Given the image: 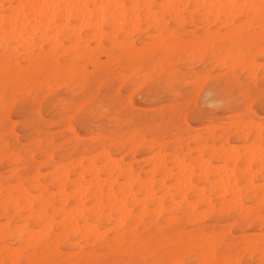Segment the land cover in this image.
Here are the masks:
<instances>
[{
    "label": "rangeland",
    "instance_id": "1",
    "mask_svg": "<svg viewBox=\"0 0 264 264\" xmlns=\"http://www.w3.org/2000/svg\"><path fill=\"white\" fill-rule=\"evenodd\" d=\"M47 1L51 2V0H47ZM70 1L72 3V0ZM74 1L76 0H73V2ZM87 1H90V0H87ZM112 1L113 3L117 2V1L114 2V0ZM119 1L120 0H118V3ZM137 1L136 3H134L135 1L133 0H122L123 4L122 2L119 3V5L121 4L120 5L121 7L117 5L119 6V8H121L119 9L117 7L118 10L116 9L118 11V15L121 14L123 11L124 12L127 11L126 13H122V17L123 15H125L124 21L126 22V24H124L122 27V30L118 32L110 28L105 29L107 28V26L103 27V35H102L103 38L99 37L102 41H100L98 36H95V32L93 30L82 29V34L83 35L85 34L84 39L85 40L89 39V42L86 40L87 41L86 46L90 48L88 51L91 50L89 54L83 53L84 51L83 45L78 46V52L80 51L79 54L76 53V50L71 49V47L75 45L74 44L75 40L73 36H69V33H70L69 31L57 34L55 40L57 39L59 42H61L63 47H59L54 50L52 49L53 45L51 46L52 43L50 42L44 43V41L40 43L41 41L40 39L42 38V35L44 34L42 33V30H40L41 32L40 31L39 32L42 34L38 32L35 36L32 37V41L33 42L35 41L34 42L35 44L38 43L37 45L39 46L41 45L43 47L44 55L42 56L40 61H38L36 64H33L32 62L24 58L26 47H24L23 44L18 45V42H16L18 40L16 37L17 36L16 34L15 36H10L9 42L7 43H5L4 41V35L1 36L3 38V41L1 42V46H0V191L3 192L2 197H6L10 194L12 196L14 195L13 203H16V205L19 206V210H16L14 206L12 208L11 207L12 203H10V205L6 204L2 206L3 201L1 200L2 198H0V218H1L0 226L3 225V226H7L8 228V230L6 231L7 237L9 238V243L13 245V247H9L7 249L11 250L17 247L16 250L19 249L18 252L20 251L21 253V251L27 250L28 255L21 256V254L19 253L20 255L17 254L18 256H16V252H15L16 250H13L14 252L12 251L11 252L12 254H8V252L2 253L0 255V261L3 259L2 261L10 262L11 260H13L11 259L13 257L14 258L13 261H15L16 259L17 262L22 258L23 259L31 258V259H36L38 261L60 260V261L65 262V264H98V262H101V261L115 262V261H122L125 259H134V258H139L142 255V253L138 252L135 257L132 255V249L130 245L132 244L133 241H140V243L137 244V247L141 249L143 248V245L145 243H151L153 240V237H155L157 240L162 241L163 243L166 244L170 238L178 237L182 231H187L189 233L192 231H196L198 229V225H201L203 227L202 231H206L212 234V229L214 228L216 229L215 234L219 233V234H216L217 236L215 237V240L212 241L214 242V244L211 242V247L213 248L214 246L215 248V255L214 257H210V258L222 261L224 258L232 255L231 250L236 246L237 243L244 244V241H248L249 237H251V241L253 240L254 242H256V243H253L252 241L250 246L254 248V244H256L255 246H257V249H260L259 247L260 238H258L259 233H260V228H261L260 224L254 225L250 230L246 228L243 221L238 219V215L236 211L234 210V207H236V205L232 207L233 209L232 208L227 209L228 206H229L228 208H230V205L228 206L226 205L224 206L226 207L225 209L222 206L220 199H219L220 194L222 195L224 191H222V187L220 191L218 188L220 185L222 186V184L225 181H222V184L217 182L219 181L220 172L224 178L228 176L227 174L228 172L229 178L227 179L229 180L224 179V178L223 179L229 181L230 185L231 183L237 180L238 186L236 182L234 184L235 186L238 187V189L239 188L243 189V195H242L243 204L249 208H253V209L255 208L254 213H259L260 204H258L257 201H259L260 198L262 200L264 196L263 191L262 189L257 190L258 195H261L262 193L263 196L262 195H261L262 197L259 196L257 201L252 200L250 197L253 196V192H252V189L248 190L249 188V185L247 183L248 177H246L248 176L249 172L251 173L254 171L256 172L254 173L255 175L251 173L252 177L250 176V178L253 179V182L255 185L257 183L261 184L262 180H264V177L261 176V170H262L261 166L262 165L261 163H259L261 161L255 160L254 163L252 162L254 159L257 158V155H256V158L254 156H250V157H254L253 160L248 157V155L250 154L248 152V149L249 151H251L253 147L255 150L257 147L258 149L259 147L260 149H262L260 140L254 137V135L257 136L255 132H257L256 129L258 128L256 127V124L252 125L251 123H247V124L243 123L240 119V113L236 111H229L224 106H221L223 105L221 101L222 97L218 98V96H220V93L222 92L221 87L223 88L226 86L227 77L232 73H238L239 74L238 78H242L245 81H247L249 80V72H247L246 69H249L251 70L252 75L254 77L251 80L253 87L260 86V82L262 78L258 75V73L260 71V60H261L262 55H264V49L260 47L261 24L259 21V15H257L256 12L253 14L255 15L254 17L256 19L255 23H248V22L242 23L239 21V15H240L239 13L241 12L240 9H239L240 11L239 13L237 9L236 10L233 9L234 11H232L231 9L229 10L230 11L229 13L228 9H225L222 7L219 9V11H217L218 9L216 8L217 6L216 5L214 7L215 11L213 12L214 10L213 8V10L210 11V12H213L211 13L212 15L210 14V16L206 17L208 19H206L204 18V16H205V13H208L207 12L208 7L205 8L203 6L201 7L196 6L194 3V0H190L188 3L185 0H182V2L180 1L179 4L176 3V2H179L178 0H175V1L170 0L171 2L174 1L171 3L172 5L170 4L169 0H167L168 3L167 1L165 2V0H161V1L160 0H150L151 2L149 3V5L151 6L152 13H154L155 15L153 14L152 18H150V20L152 19V22L151 21L148 22L146 21V17L148 15L146 16L147 13L145 12L147 11L146 7H147L149 0H147L148 2L146 0H140V3H139V0ZM223 1L222 3L224 4L228 2L229 0L228 1L226 0V2L225 1L223 2ZM236 1H237V5L239 4V2L240 4H245V2L247 4V0L244 1L243 3H241L242 0H239V1L236 0ZM162 2H165L163 3V5L164 4L167 5L168 8H170V5L172 6L170 8L171 12H169V9L167 7L163 5L160 6ZM248 2L251 4L252 1H248ZM113 3H111L112 7H114ZM132 3L133 4L138 3V4L135 5L136 6L135 7ZM222 3L221 5H223ZM254 3H258V0L255 1ZM123 5L126 6V7L124 6V9H123ZM175 6H176V9L174 8ZM177 6H178V9H177ZM183 6L185 7L186 10L184 9ZM82 7L84 8L85 6L81 4V6L78 7L80 8V11ZM88 7L87 8L88 10H91V13L89 11V14H88V10L85 11L84 13L85 14L87 13L89 16L94 15V17H97L101 15L110 14L108 7L104 8L103 10L98 9V11L95 10L94 5L92 4H90ZM130 7H132V9L136 8V10L134 9L136 12H133L130 9ZM143 7L144 9L145 8L146 9L144 10ZM138 8L139 9L142 8V10H138ZM172 8H174L173 11H172ZM181 8H183V11L181 10L182 12L179 11V9ZM195 8H196V11H195ZM84 9H86V7ZM114 10H113V13H114ZM155 10H157L158 12ZM162 10L164 13L162 12ZM176 10H178L177 12H180L183 14L182 20L180 18L179 19L176 18L175 16ZM189 10H191V12ZM224 10H226V12L229 14L227 15L225 12L222 13V11ZM95 11H97L96 14H94ZM99 12H100V15L97 14ZM215 12H217L216 13L217 15L220 14L218 18L215 15L213 16ZM219 12H221L222 14ZM252 12L254 11L252 10ZM129 15L131 18L128 17ZM132 15L134 16L132 17ZM136 15L139 16L138 19L136 18ZM230 15H234V16H230ZM228 16L230 17L228 18ZM134 17L137 19V21L135 20ZM154 17L156 20L159 21L157 22L158 24L155 23L156 20L153 21ZM214 17H216L214 19L216 22H214V24L212 23L211 25H209L211 35H206L205 30L208 24L214 21L213 20ZM147 19L149 20V18ZM138 20L140 23H137ZM178 20H180L181 22ZM210 20H213V21H210ZM134 21H136L135 23L137 24H135ZM231 21L233 22L230 23ZM132 22H133V26H131ZM150 22L153 23V26L149 24ZM238 23L239 24L241 23V24L238 25ZM129 24H130V27H129ZM134 24L135 26L138 25V27H136L137 28L136 30L139 32H135V33L133 32V29L135 27ZM73 25H75V27ZM237 25L239 27L238 29H237ZM72 26L74 28L79 27L81 29L82 24L76 20L74 21L72 20ZM131 27L133 29H131ZM147 27L148 29H146ZM223 27L224 29L222 30ZM124 29H127V30H124ZM27 30L31 31L27 27H24L21 30L18 29V32L16 33H18V35L22 34V37L25 38L24 36H28L29 34ZM230 30L233 33H231ZM25 32H28V33H25ZM131 33H134V34L131 35ZM91 34H93V37L91 36ZM52 35L54 36L56 35V33L49 34V36H52ZM110 35L112 36L116 35V36L114 38V37H111ZM67 36L69 37L67 38ZM29 37H30V34H29ZM29 37L27 39H29ZM92 38H94L95 40ZM116 38H117V41H116ZM97 39H99V41ZM119 40L121 42H119ZM112 41H114V43H112ZM153 41L154 42L159 41L158 43L157 42L156 43L159 44L160 48ZM119 43L120 44L123 43V44H121L120 46H117L119 45ZM152 43H154V45ZM4 44L5 46L6 45L9 46L8 50L5 49V46L3 47ZM64 45L65 46L67 45L68 47L67 46L65 47ZM122 45L123 46L126 45L128 47L126 48L124 46L125 48L124 49ZM151 45L153 47L154 46L157 47L158 49L154 47L155 48L154 50V48L151 47ZM165 45H166V48L164 47ZM171 45L172 46L174 45V46L170 47ZM175 46H178V47L175 48ZM91 47H93L94 49ZM133 47L136 49H134ZM50 48H51V51H50ZM64 48H66V50H64ZM150 48L153 50H151ZM168 48L170 49V51ZM127 49L128 51L133 50V52L136 50L135 55L133 53L134 57L130 56L132 52L126 53ZM53 50L54 52H52ZM142 50L146 54L143 53ZM6 51L8 54L7 59L9 61H11L13 64H17L16 62H18L19 67L16 69V71L19 70L20 73H23L24 76L26 77H32L34 81L38 82L40 85H47L49 82L52 85L51 89H49V100L50 101L44 102L43 104L42 115L44 116V122H41L36 127H33V129L23 127L21 123L23 120H25L28 117L29 113H27V111L23 109L15 110L11 106H9V116H8V119L11 120V124L6 127L5 115H4V97H3L4 76H5V66L4 65H5V59H6ZM174 51L178 53L175 58L176 63L180 66V68L184 69V73H182L181 78L178 81H176L174 91L168 89L165 86V87L160 88L158 92L149 93V91L145 92V90H143L136 84L137 80L142 79L144 76L148 74H152L157 79H159L160 77V72L158 71L159 65L162 64L166 60L167 56L170 55ZM62 52H63V55H62ZM236 53L238 54L237 59H236V55H237ZM107 55H109V57ZM104 57L105 58L108 57L106 58L107 60H105ZM93 61L95 62L93 63ZM253 61H255V63H253ZM91 62H92V65L89 66ZM193 66H195V68L199 70V73L205 74L204 79L199 78V73L191 71ZM62 72L63 73L65 72V73L63 74ZM209 77L211 81L213 82L211 83V86H209ZM216 86L218 89L216 88ZM218 86H220V88ZM211 87L212 88L214 87L215 91L213 90L214 88L211 89ZM115 94H122L125 97L134 96L133 102L135 104V108L130 111H125L123 108L117 109V108L111 107L110 102H111L112 97ZM217 94L218 96H216ZM214 96H215V100H214ZM45 104H47V106ZM64 104H68L73 109H75L76 111L74 114L76 116L78 115L77 117H80L72 122V128L76 130V136H73L72 133L68 130L67 125L64 122L63 116L61 115L64 112V108H63ZM57 105L60 107H57ZM101 105H106L110 111V114H108V112H105L104 118L94 115L95 113L93 111V108L99 109ZM258 107L259 106L257 105V108ZM56 108H58L59 111ZM23 113L26 115V117ZM193 113H195L196 115H193ZM84 115L87 117L82 119ZM22 116L25 117V119ZM257 118H259L258 111H257ZM83 120L85 121L87 120V121L85 122ZM62 122L64 124H62ZM253 126H254V129H252ZM257 126H259L258 122H257ZM245 132L246 133L248 132L247 133L248 136L245 135ZM259 132L261 133V130ZM259 132L258 134H260ZM211 134H213L214 136H211ZM141 141L144 143H142ZM137 143H140V144L137 145ZM255 144H257L256 147H255ZM207 145L209 146L208 148H207ZM200 147L203 149L205 148V150L201 149ZM29 148L36 149V152L32 153L31 155H38L42 157V160L39 164L36 165L35 169H32V168L23 169L25 174L23 175V178L21 180L18 176V173L21 170L17 169L15 167V164L21 159L22 156L30 155L28 151ZM198 148H200V151ZM212 149L213 150L215 149V150L213 151ZM223 149H225L224 152H222ZM260 149L258 150L259 152L261 151ZM197 150L199 152H197ZM107 151L108 153H106L105 155V152ZM212 151L214 152L213 154H212ZM229 152L239 153L240 155L239 159L237 158L238 156L236 157L237 155L236 153H232L231 156L235 155V158H237L238 160L235 158H231V157H230L231 160L230 159H228L229 161L226 160V157L228 156V154L230 155ZM253 152L251 151L252 154L250 155L257 154L256 151L255 153ZM263 152L264 150L261 152V154ZM98 153L100 156L98 155ZM155 153L157 156L159 155V153L161 156L163 155L162 157H160L161 160L159 162H161V164L159 163L160 165L159 167L157 166L158 164L156 163H158L160 155L157 157ZM199 153L201 154V156ZM225 153H227V155H225L226 157L224 156ZM6 154H7V162H6ZM211 154L213 157L211 156ZM222 154H223V157H222L223 160L221 158ZM108 155L109 157H107ZM263 157L264 156H262V158ZM246 158L252 161L250 162ZM107 159L109 161H112L113 159L112 163L114 162V164L111 165L112 168L115 165L116 167L114 168H117V169L120 168L121 166L120 169H124L125 171L131 166L133 171L136 173L135 176L139 175L141 182H143L144 184H147L148 180L149 182L150 181L154 182L153 185L150 184L152 182L150 183L148 182V184L150 185L148 187H151V186L154 187V189L156 190V198L160 199L163 196L162 197L163 199L161 200H162L163 206H165V209L162 208L159 210V215H158L156 213L158 211L156 209L157 208L156 204L152 202V200L150 199H145L146 198L145 193H146V189L148 188L147 187L148 184L143 185V187L145 186L144 187L145 189L142 188V185L140 188V185L135 184L134 181L136 180L128 181L130 179L125 175L120 176L121 173L118 172L117 169L113 172V177L117 179L116 181L118 183V184L116 183V186L114 189L116 190V192L121 190V188L123 187V186L121 187V185H124L126 183L125 182L126 180L128 181L126 183L128 185H124L125 189L122 188L123 190L117 193V199L119 200V198L121 197L119 203H121L122 198H124L123 195L128 194L127 192L126 193L123 192L124 190L126 191L127 186H128L127 187L128 192L130 191L129 194L134 192V195L128 194L129 196L127 195H126L127 197L125 196V198L127 199L125 198L123 199V200H127L126 208L129 207L128 209H131L129 211L125 208L127 210V211L124 210L125 214L126 212H129L130 214L128 215V217L127 215L125 217L124 216L125 214L123 211L122 213L121 212H117V213L111 212L110 213L109 209L107 210L104 209L105 216L112 214V219L110 223L106 224L104 223L105 221H101L99 222L100 223L99 224L90 219L88 220V223H90V226L92 225L96 226L98 224L100 227V230L103 231L105 230L104 228L110 229V227L112 226L113 228H115L116 222L117 224L120 223L118 222V220L122 215V218H125V219L122 220L121 218V221H122L121 224H123L121 225V228L125 229L126 232L130 231V228L132 229L135 228L133 233L126 235L127 240H128V246H125L123 249L120 247V244L124 243V240H117L118 231L111 230L107 235L108 244L106 243L102 244L100 242H95L93 240L86 241L84 239H80L79 237L74 236V231L73 229L70 228L71 226L74 225V223H76L75 225L76 227L80 226L79 228H82L81 226L85 225V222L81 218H78L76 216L77 213L75 214V217L73 216L71 218L72 216L71 213L72 214L75 213L73 212L74 210L72 211V208H74V205H76L77 203L75 199L77 196L75 195L81 193L79 190L84 189L87 193H85L84 191L83 195L85 194V196L89 199V197L92 196V194L90 193L91 192L95 193V190H96L95 184L97 183L96 179L92 178V175L90 176L88 175V174H91L90 173L91 170L94 169L93 166H96V165H98L97 167L100 166L99 169H101L102 171L100 172L99 170V177L105 180L108 179L109 175L107 174V172H104L105 170L103 169L105 166L108 167V164L106 162ZM180 159L184 161L180 162L179 161ZM232 159H235V160L232 162ZM257 159H261V158H257ZM80 161L82 162L83 165L80 164L81 163ZM91 161H93L94 164ZM116 161H118L117 162L118 166L116 164ZM235 161L236 162L238 161L237 162L238 169H237V172L234 173L235 175H233V178L231 179L230 177L232 176L230 175H232L231 174L232 172L230 173L228 170L229 168H233V167L235 168ZM176 162L177 163L180 162L179 164H182V166L175 164ZM202 162L207 163L206 166L207 165L212 166V168L215 166L217 169L216 171L215 169L211 168L212 173H210V176L212 178L209 177V185H205L204 179L200 181L201 174L199 173H201L200 172L201 168L199 169V167H204L205 165V163L203 164ZM244 162L245 163L247 162L248 165L250 166L249 172L247 173L245 170L246 168L245 165H247V163L245 164ZM102 163L103 164L105 163V164L103 165ZM183 163L184 164L186 163V165L188 164V166L193 165L191 166V168L190 166L188 167L185 165V169L190 170L194 173H197L193 176V178H191V180H189L190 182H192L191 183L192 186L193 184L194 186L197 185V187L201 185L202 187L204 186V188L199 187V190L200 188L202 190L204 189L203 194L201 192L197 194L189 193L187 200H184V202H182L183 201L182 196L184 194V190L179 189L182 186L181 185L182 183L180 184L179 182H182V181L176 180L175 177H169L165 179V177H163L164 172L161 169V166H166L172 172L176 171L175 173H173L174 175L182 174L186 176L187 170L183 169L184 168ZM201 163H202V166H199L201 165ZM101 165L103 167H101ZM225 165H226V168L225 169L223 168V169L227 171L225 172L226 175L222 174L223 173L222 167H225ZM64 166L66 167L64 168ZM89 166H91L93 169H91V167L89 168ZM206 166L204 167V169H206ZM111 167L110 169H112ZM155 167H158V168L156 169ZM178 167H180L181 172L182 170L185 172L177 173L179 171ZM259 167H260V171L257 172V170H259ZM67 169H68V173L64 172ZM153 169H155V171ZM191 169H194V170H191ZM218 169L222 171L218 172ZM152 171L153 173L155 172L154 176H151L152 174L149 175L150 172L152 173ZM230 171L232 170L230 169ZM243 171L244 173H241ZM83 172H85V174H83L84 179H86L85 181L82 179L83 177L80 176L81 173ZM245 173L247 175L244 176ZM37 174H39V179H38L39 186L42 184V186H40L42 189L44 186H46L44 187V192H43L44 196L42 197H44L45 199H51V203H53L50 205L51 207L49 208L44 206L45 208L44 209L43 205L41 207L39 204V202H41L40 194L42 192H40L39 189L35 187L34 177H36ZM63 174H67L69 176V180L66 179L63 176ZM78 177L79 178L81 177V178L78 179ZM162 177L164 178V180ZM234 178H237V179L235 180ZM161 179L164 181L165 187H170V188H167V191L169 189L168 193L166 192V190L160 192L159 188L162 184L161 182H163ZM14 180L15 182H13ZM65 180H66V183L64 182ZM92 180L94 182L90 183L89 185V183L87 182H90ZM145 180H147L146 183H145ZM187 180L188 179H184V181H187ZM57 181L60 183H58ZM100 181L102 180L100 179ZM177 181L179 183V186H177L178 185ZM189 181L185 184L186 185L189 184ZM62 182H64L65 184H63ZM80 182L82 185L79 184ZM129 183H131L133 186H131V184ZM78 184L81 185L80 188H77L79 187ZM86 184H88L89 186L88 185L86 186ZM213 184L216 186V189L214 191H213V187H214ZM15 185H20V186L15 187ZM230 185L226 184L224 186L225 187L227 186L230 189L232 187L234 188L233 185L232 187ZM11 186L15 187V191H12L14 190V188L12 189ZM22 186L25 188H23ZM75 186H76V190H75ZM104 186L105 187L103 188V191L105 192V195H106L108 188H107V185H104ZM240 186H242V188ZM62 187H65V190L67 192L66 194H68L69 192L68 205L65 207V209H66V212L68 211L69 215L71 216L70 217L68 216L66 219H64L65 217L64 216L62 217L61 214H58V215L53 214L54 208L56 210L62 208L61 205H62L63 199L61 198L63 196H60V195H63V193L62 192H61L62 194L58 193L60 192L58 190H61ZM84 187L86 188L88 187V191ZM255 187H261V186L258 185ZM22 188L30 193V195L29 193H27L28 197L26 198L30 200V202L28 201V203H30L32 207V211H29V209H25L26 207L25 205L23 206V204L27 200L24 199L26 196V192L25 194H23L25 190L22 191L23 193L20 190ZM226 188H223L225 189V192L230 190ZM51 191H53L54 193ZM70 191H71V194H70ZM55 192H57L56 194L57 196H55ZM72 192L74 196L72 195ZM21 193L23 194L22 196L24 198L22 196L20 197ZM49 193H52V195L54 194V196L52 198H49V195H50ZM74 193H77V194H74ZM169 193L171 194V196L169 195ZM131 195L134 196L133 199H131ZM164 195H166V197ZM198 195H200V197H198ZM203 195L205 197L208 196L206 198V199L209 198L208 202H210V198H211L212 205L214 204L213 206H215L214 211L211 213L208 212L209 214L206 213L205 211L206 205H205V202L202 201L203 198L201 199ZM139 197L140 198L142 197L144 199L142 198L140 199ZM135 198L139 202L136 205H135V201H136ZM171 198L173 201H171ZM230 198L231 197H227L228 202ZM45 199H42V201ZM197 199L198 201L196 202ZM199 199H201L202 203H200L201 201ZM147 200H150L151 202L150 201L147 202ZM191 201L193 203H191ZM60 202H61V205H60ZM178 202H179V206L177 205V207L179 208L175 207L176 204H178ZM234 202L232 204H235ZM259 203H261V201ZM188 204L190 205L187 206ZM192 204L195 206H193ZM87 206L90 207L91 204L87 202ZM190 206H193V208L196 207V209L199 212H201V214L202 213L203 214L206 213V214L204 215V217L201 216L200 218L201 220L199 219L198 221H195L194 219H192L193 215L188 210V207ZM3 208L5 210H3ZM147 208L148 210L149 209H152V210H149L150 211L149 212ZM142 209L143 210L145 209V210L143 211ZM70 210H71V213H70ZM154 210H156L155 211L156 214L154 213L151 214V211L154 212ZM140 211H142L144 215H142ZM146 211L149 213H146ZM38 212H39L38 214L39 216L36 215ZM45 213L47 215H45ZM30 214H31V217H28L30 216ZM52 216L54 217L50 218ZM170 216L173 217L172 223L168 222V220L170 219ZM114 217L117 218L118 220L114 219ZM175 217L177 218L174 219ZM48 218H50L49 220L50 228H45L47 224L43 226L42 223L47 222ZM75 218L76 219L78 218L79 220L77 219V221H75ZM38 220H40V222H38ZM25 222L27 223V227L29 228L28 233L30 234L28 235H26V233L17 234L13 232V230H15L17 226L18 227L20 226L19 228H22L23 226H25V225H21V224H26ZM63 223L69 229V233L66 235H60L61 230L59 228ZM51 226H52V229H51ZM45 229L46 230L49 229V231L51 229L50 233L49 231H48V234H47V231L45 233ZM34 230L38 233H36ZM40 230L43 231L46 235L43 236L44 233L41 232ZM6 233L5 234L0 233V247L5 244L4 241H5ZM37 234H39L38 236L40 238L37 236ZM32 235H35V236L32 237ZM34 237L37 238V240H35L36 245H32V247H30V244H32V242L34 241V239H32ZM48 237H49V241H52L56 238L58 239V241L56 242V244H48L46 243V241L43 242ZM244 237H247V238L243 240L242 238ZM118 241L120 244L118 243ZM216 244L220 245V247L218 246L219 248H217ZM112 245H114V247H112ZM244 245L245 247L243 248V251L240 256V259L244 261V264H261L262 257L259 255V253L255 252V250L251 248L247 244V242ZM249 253H251V255ZM149 258H151L150 255H149ZM181 258L188 259L191 262V264H200L205 258L208 259L209 257H208V254L205 252H201L196 249H191V250H185ZM251 259L253 261H251Z\"/></svg>",
    "mask_w": 264,
    "mask_h": 264
},
{
    "label": "bare ground",
    "instance_id": "2",
    "mask_svg": "<svg viewBox=\"0 0 264 264\" xmlns=\"http://www.w3.org/2000/svg\"><path fill=\"white\" fill-rule=\"evenodd\" d=\"M117 1V2H116ZM133 1H135L134 3H136V1L137 0H133ZM147 1V0H146ZM161 1V0H160ZM167 0H165V2H166ZM170 1V0H169ZM175 1V0H174ZM174 1H172V2H174ZM179 2H176V3H180V1L182 2V0H178ZM187 3L190 1V0H185ZM222 1L223 0H194V3H195V5L196 6H203V7H208L207 8V12L208 13H205V16H204V18H206V17H208V16H210V14L211 13H213L214 11H215V6H216V8L218 9L217 11H219V9L221 8V7H219V6H221V3H222ZM225 2H226V0H224ZM223 1V2H224ZM228 1V0H227ZM239 1V0H238ZM244 1H246V0H242L241 1V3H243ZM248 1H252L251 2V4H256V5H259L260 4V2H261V0H258V3H254L255 1H257V0H247V4H250ZM114 2H116V3H113V1L112 0H90V1H87V0H76V1H74L73 2V0H72V3H71V1L70 0H51V2H48L47 0H0V4H6V3H8L9 5H21V6H23V5H35V6H37V7H35V8H33V7H28V8H24V7H20V8H18V9H16L15 10V12H16V17L18 18V20H19V23L18 24H16V22L15 21H13V25H12V27H14V28H18V29H23L24 27H27L28 29H30L31 31H28L29 32V34H30V37H29V34H28V36H24L25 38H23L22 37V34L21 35H18V33H16V32H18V31H16L15 32V34L17 35L16 37H17V41L16 42H18V45L20 44V45H22L23 44V46L24 47H26L25 48V53H24V55H25V59L26 60H29L30 62H32L33 64H36L38 61H40V59L42 58V56L44 55V49H43V47L40 45H37L38 43H34L33 41H32V37L33 36H35L40 30H42V33H44L43 35H42V38L40 39L41 41H40V43L42 42V41H44V43L45 42H50V43H52L51 44V46L53 45V47H52V49H57V48H59V47H63V45H62V43L61 42H59L57 39L55 40V38H56V36H57V34H59V33H62V32H66V31H69L70 33H69V36H73V38H74V40H75V42H74V44L75 45H73L72 47H71V49H73V50H76V53L77 54H79V52H78V46H81V45H83V53L84 54H89V52L91 51H88L90 48H88V46H86L87 45V41L89 42V39L86 41L85 39H84V36H85V34L83 35L82 34V29H91V30H93L94 32H95V36H98V38L100 37V38H103V27H105V26H107V28H105V29H108V28H110V29H112V30H114V31H120V30H122V27H123V25L124 24H126V22L124 21V18H125V15H123V17H122V13H126V12H124L123 11V9H124V6L125 5H123V9H122V13L121 12H119V13H121V14H119L118 15V9H117V7L119 8V6L121 5H119V3L120 2H122V0H120L119 1V3H118V0H114ZM138 2V1H137ZM148 2V1H147ZM151 1L149 0V2H148V4H147V11L145 12V13H147L146 14V21H151L152 22V19L150 20V18H152V16H153V14L154 13H152V9H151V6L149 5V3H150ZM165 2H162V4L160 5V6H162L163 5V3H165ZM171 1H170V4L172 3ZM184 2V1H183ZM221 2V3H220ZM111 3H113V5H114V7H112V5H111ZM139 3H140V0H139ZM167 3H168V1H167ZM175 3V4H176ZM227 3V4H226ZM226 3H222L223 5H237V1L236 0H229L228 2H226ZM77 4V5H76ZM81 4H83V6H85L86 7V9H84L83 7L81 8V11H80V8H78V7H80L81 6ZM90 4H92V5H94V7L95 6H97V5H105V6H110V7H108L109 8V12H110V14L109 15H101V16H97V17H94V15H91V16H89L88 14H89V11H90V13H91V10H88V6L90 5ZM122 4H123V2H122ZM133 4V3H132ZM138 4V3H137ZM137 4H133L134 6L135 5H137ZM160 4V3H159ZM182 4V3H181ZM186 4V3H185ZM245 4H246V2H245ZM117 5H119V6H117ZM133 5H131V6H133ZM169 5V4H168ZM172 5V4H171ZM170 5V6H171ZM187 5V4H186ZM238 5H242V4H240V2H239V4ZM57 6H59V7H57ZM163 6H165V7H167L168 8V6L167 5H163ZM174 6V5H173ZM185 6V5H184ZM183 6V7H184ZM88 7V8H87ZM121 7V6H120ZM126 7V6H125ZM136 7V6H135ZM165 7H164V9H165ZM186 7V6H185ZM185 7H184V9H185ZM199 7V8H200ZM219 7V8H218ZM127 8H129V7H127ZM140 8V7H139ZM138 8V10H142V8L141 9H139ZM145 8V9H146ZM166 8V9H167ZM171 8V7H170ZM170 8H168L169 9V12H171L170 11ZM175 9H176V6L174 7ZM174 8H172V11H173V9ZM198 8V9H199ZM213 8H214V10H213ZM98 9L99 10H103L104 8H97V7H95V10H97L98 11ZM116 11H115V10ZM119 9H121V8H119ZM126 9V8H125ZM130 9L133 11V12H136L135 10H136V8H133L132 9V7H130ZM135 9V10H134ZM143 9H144V7H143ZM144 9V10H145ZM177 9H178V6H177ZM225 9H228V12L230 13V11L229 10H231L232 9V11H234L233 10V8H225ZM82 10H84V11H82ZM88 10V14L86 15L84 12L85 11H87ZM92 10H94V9H92ZM113 10H114V13H113ZM137 10V11H138ZM183 11V8H181V9H179V11L180 12H182ZM186 10V9H185ZM194 10V9H193ZM211 10H213V12H210ZM236 10V9H235ZM238 10V13L240 12L239 11V9H237ZM241 10V9H240ZM97 11H95L94 12V14H96V12ZM155 11H157V10H155ZM159 11H161V10H159ZM165 11V10H164ZM175 11V10H174ZM178 10H176V13H175V16H176V18L177 19H181L182 20V16H183V14L182 13H180V12H177ZM190 12H191V10H189ZM195 11H196V8H195ZM231 11V12H232ZM242 11V10H241ZM254 12H253V14L256 12V14L257 15H259V12H258V10H253ZM93 12V11H92ZM101 12V11H100ZM100 12L99 13H97V14H99L100 15ZM112 12V13H111ZM130 12V11H129ZM139 12V11H138ZM154 12V11H153ZM158 12V11H157ZM162 12H163V10H162ZM223 12H225L227 15L229 14V13H227L226 12V10H224V11H222V13ZM102 13H103V11H102ZM164 13V12H163ZM168 13V12H167ZM217 12H215V14H213V16L215 15V16H217V18H218V16L220 15H217L216 14ZM219 13H221V12H219ZM221 13V14H222ZM233 13V12H232ZM237 13V14H238ZM130 14V13H129ZM137 14V13H136ZM160 14H161V12H160ZM194 14V13H193ZM234 14V13H233ZM240 14V13H239ZM238 14V15H239ZM121 15V16H120ZM155 15V14H154ZM212 15V14H211ZM235 15V14H234ZM234 15H230V16H234ZM134 15H132V17H133ZM213 16H211V17H213ZM230 16H228V18L230 17ZM236 16V15H235ZM255 16V15H254ZM128 17H130V15L128 16ZM138 17L139 16H137L136 15V18L138 19ZM131 18V17H130ZM135 18V17H134ZM135 18V20L137 21V19ZM147 18H149V20L147 19ZM203 18V19H204ZM216 17H214L213 18V20L215 19ZM235 18V17H234ZM158 19V18H157ZM166 19V18H165ZM206 19H208V18H206ZM233 19V18H232ZM72 20L74 21V20H76V21H78V22H80L81 24H82V26H81V29L79 28V27H77V28H74L75 27V25H73L72 26ZM154 20H156L155 19V17L153 18V21ZM213 20H210V21H213ZM234 20V19H233ZM136 21H134V23L136 22ZM146 21H145V23H146ZM178 21H180V20H178ZM209 21V22H210ZM149 23L150 25H152L153 26V23ZM157 22H159L158 20H156L155 21V23H157ZM165 22V21H164ZM181 22V21H180ZM183 22H185V21H183ZM182 22V23H183ZM214 22H216L215 20L213 21V22H210L209 24H208V26H207V28H206V30H205V33H206V35H211V32H210V29H209V25H211L212 23L214 24ZM229 22V21H228ZM233 21H231L230 23H232ZM137 23H140L139 22V20H138V22ZM137 23H135V24H137ZM167 23H168V21H167ZM225 23H227V22H225ZM78 24V23H77ZM132 25L131 26H133V22L131 23ZM135 24H134V26H135ZM158 24V23H157ZM156 24V25H157ZM165 24V23H164ZM175 24V23H174ZM185 24V23H184ZM241 24V23H240ZM239 23H238V25H240ZM149 25V26H150ZM171 25V24H170ZM224 25V24H223ZM229 25V24H228ZM231 25V24H230ZM238 25H237V29L239 28L238 27ZM78 26V25H77ZM148 26V25H147ZM216 26V25H215ZM235 26V25H234ZM129 27H130V24H129ZM136 27H138V25H136L135 27H134V29L131 27V29H133V32L135 33V32H139V31H137L136 29ZM193 27V26H192ZM233 27V26H232ZM241 27V26H240ZM250 27V26H249ZM253 27V26H252ZM79 28V29H78ZM162 28V27H161ZM146 29H148V27L146 28ZM212 29V28H211ZM224 29V27L222 28V30ZM236 29V28H235ZM124 30H127V29H124ZM141 31V30H140ZM229 31V30H228ZM227 31V32H228ZM231 31V30H230ZM234 31H236V30H234ZM28 32H25V33H28ZM41 32V31H40ZM39 32V33H40ZM124 32V31H123ZM130 32V31H129ZM132 32V31H131ZM151 32V31H150ZM154 32H156V31H154ZM160 32V31H159ZM20 33H21V31H20ZM42 33H40V34H42ZM50 33H56V35H52V36H49V34ZM84 33V32H83ZM115 33V32H114ZM134 33H131V35L132 34H134ZM172 33V32H171ZM230 33V32H229ZM231 33H233L232 31H231ZM87 34V33H86ZM228 34V33H227ZM235 34V33H234ZM241 34V33H240ZM255 34H257V33H255ZM2 35H4V33H3V27H2V24H0V46H1V42L3 41V38L1 37ZM113 35V34H112ZM112 35H110L111 37H114L115 38V36L117 35V33H116V35L115 36H112ZM150 35V34H149ZM15 36V35H14ZM41 36V35H40ZM69 36H67V38L69 37ZM91 36L93 37V34H91ZM109 36V35H108ZM240 36V35H239ZM16 37H14V38H16ZM29 37V39H27ZM50 37V38H49ZM52 37V38H51ZM205 37H207V36H205ZM238 37V36H237ZM63 38H64V36H63ZM95 38H97V37H95ZM99 38V39H100ZM143 38V37H142ZM160 38V37H159ZM92 39H94V38H92ZM91 39V40H92ZM99 39H97L98 41H99ZM167 39V38H166ZM29 40V41H28ZM95 40V39H94ZM106 40V39H105ZM140 40V39H139ZM138 40V41H139ZM67 41V40H66ZM93 41V40H92ZM100 41H102L101 39H100ZM116 41H117V38H116ZM200 41V40H199ZM105 42V41H104ZM119 42H121L120 40H119ZM131 42V41H130ZM152 42V41H151ZM154 42V41H153ZM157 42V41H156ZM156 42H154V43H156ZM159 42V41H158ZM157 42V43H158ZM6 43V42H5ZM39 43V44H40ZM61 43V44H60ZM66 43V42H65ZM112 43H114V41H112ZM118 43V42H117ZM116 43V44H117ZM154 43H152L153 45H154ZM156 43V44H157ZM10 44H12V43H10ZM94 44V43H93ZM99 44V43H98ZM107 44V43H106ZM121 44H123V43H121ZM120 43H119V45H117V46H120L121 45ZM128 44V43H127ZM184 44V43H183ZM112 45V44H111ZM114 45V44H113ZM129 45V44H128ZM200 45V44H199ZM5 46V44L3 45V47ZM65 46V45H64ZM67 46V45H66ZM65 46V47H66ZM71 46V45H70ZM106 46V45H105ZM105 46H103V47H105ZM126 48L128 47V46H126V45H124ZM124 46L122 45V47L124 48ZM157 46L159 47V44H157ZM161 46V45H160ZM174 46V45H173ZM172 45L170 46V47H173ZM180 46V45H179ZM45 47V46H44ZM68 47V46H67ZM97 47V46H96ZM137 47V46H136ZM151 47H153L152 45H151ZM155 47V46H154ZM153 47V48H154ZM165 48H166V45L164 46ZM169 47V48H170ZM176 47H178V46H175V48ZM202 47V46H201ZM12 48V47H11ZM15 48V47H14ZM91 48H93V47H91ZM98 48V47H97ZM100 48V47H99ZM134 48V47H133ZM143 48V47H142ZM142 48H140V49H142ZM155 48H157V47H155ZM155 48H154V50H155ZM160 48V47H159ZM168 48V49H169ZM197 48H198V46H197ZM5 49L6 50H8L9 49V46L8 45H6L5 46ZM69 49H70V47H69ZM94 49V48H93ZM92 49V50H93ZM118 49V48H117ZM125 49V48H124ZM134 49H136V48H134ZM151 49V48H150ZM158 49V48H157ZM171 49V48H170ZM170 49H169V51H170ZM11 50V49H10ZM54 50L52 51V52H54ZM64 50H66V48H64ZM151 50H153V49H151ZM166 50V49H165ZM197 50V49H196ZM212 50V49H211ZM50 51H51V48H50ZM136 51V50H135ZM135 51L133 52V50H131V51H128V49H127V52L126 53H131L130 54V56H133V53H134V55H135ZM143 51V50H142ZM146 51V50H145ZM172 51H173V49H172ZM198 51V50H197ZM203 51V50H202ZM19 52V51H18ZM20 53V52H19ZM23 53V52H22ZM66 53V52H65ZM83 53H81V54H83ZM93 53V52H92ZM95 53H96V51H95ZM143 53H145L144 51H143ZM149 53H150V51H149ZM196 53V52H195ZM238 53V52H237ZM236 53V54H237ZM99 54V53H98ZM137 54V53H136ZM146 54V53H145ZM200 54H201V52H200ZM235 54V55H236ZM52 55H53V53H52ZM61 55V54H60ZM62 55H63V52H62ZM71 55V54H70ZM74 55H76V54H74ZM111 55V54H110ZM143 55V54H142ZM142 55H141V57H142ZM199 55V54H198ZM108 57H109V55H107ZM244 56V55H243ZM8 57V56H7ZM54 57V56H53ZM52 57V58H53ZM108 57H106V58H108ZM134 57V56H133ZM138 57V56H137ZM140 57V56H139ZM237 57H238V54L236 55V59H237ZM58 58V57H57ZM95 58V57H94ZM105 58V57H104ZM105 58V60H107ZM120 58V57H119ZM55 59V58H54ZM59 59V58H58ZM235 59V60H236ZM91 61V60H90ZM240 61V60H239ZM238 61V62H239ZM26 62V61H25ZM61 62H62V60H61ZM60 62V63H61ZM83 62V61H82ZM95 61H93V63H94ZM112 62V61H111ZM16 63H18V62H16ZM88 63H90V62H88ZM87 63V64H88ZM21 65V64H20ZM83 65V64H82ZM85 65V64H84ZM92 65V62H91V64H89V66H91ZM98 65V64H97ZM5 66V65H4ZM93 67V66H92ZM23 68V67H22ZM74 69V68H73ZM66 70H67V68H66ZM66 70H65V72H66ZM71 70V69H70ZM37 71V70H36ZM80 71V70H79ZM17 72H19L20 73V71L18 70ZM64 72V73H65ZM63 73V72H62ZM63 73V74H64ZM70 76V75H69ZM50 78V77H49ZM48 80V79H47ZM125 81H126V79H125ZM111 84V83H110ZM104 86V85H103ZM219 88H220V86H218ZM214 88V87H213ZM212 87H211V89H213ZM216 88H217V86H216ZM218 89V88H217ZM221 89H223L222 87H221ZM214 91H215V88L213 89ZM218 91V90H217ZM219 91H220V89H219ZM86 92H87V90H86ZM146 92V91H145ZM150 93V92H149ZM155 93V92H154ZM222 93V92H221ZM220 93V96H218V94L216 95V96H218V98L219 97H222L221 94ZM149 95V94H148ZM153 95V94H152ZM150 96H151V94H150ZM145 97V96H144ZM52 98V97H51ZM105 99V98H104ZM148 100V99H147ZM146 100V101H147ZM214 100H215V96H214ZM48 101H50V100H48ZM150 101V100H149ZM152 101V100H151ZM222 101V100H221ZM52 103V102H51ZM53 104V103H52ZM223 104V103H222ZM46 106H47V104H45ZM51 105V104H50ZM89 105V104H88ZM214 105V104H213ZM87 106V105H86ZM90 106V105H89ZM221 106H223V105H221ZM57 107H58V105H57ZM45 108V107H44ZM14 109V108H13ZM47 109H48V107H47ZM56 109H58V108H56ZM98 109V108H97ZM55 110V109H54ZM61 110V109H60ZM78 110V109H77ZM13 111V110H12ZM56 111V110H55ZM58 111H59V109H58ZM21 112V111H20ZM24 112V111H23ZM81 112V111H80ZM26 113V112H25ZM28 113V112H27ZM82 113V112H81ZM24 114V113H23ZM22 115V114H21ZM25 115V114H24ZM29 115V114H28ZM62 115V114H61ZM83 115V114H82ZM90 115H91V113H90ZM95 115V114H94ZM93 115V116H94ZM51 116V115H50ZM58 116V115H57ZM78 116V115H77ZM21 117V116H20ZM23 117V116H22ZM25 117H26V115H25ZM25 117H23L24 119H25ZM56 117V116H55ZM85 117H87V116H85L84 115V117L82 118V119H84ZM91 117V116H90ZM95 117V116H94ZM61 118V117H60ZM96 118V117H95ZM87 119V118H86ZM88 120V119H87ZM86 120V121H87ZM83 121H85V120H83ZM85 121V122H86ZM81 122V121H80ZM59 123V122H58ZM62 124H64L63 122H62ZM82 124V123H81ZM88 124V123H87ZM59 125V124H58ZM83 125V124H82ZM86 125V124H85ZM79 126V125H78ZM90 126V125H89ZM245 126V125H244ZM241 127H242V125H241ZM256 127L258 128V129H256V131L257 132H255V134H257V136L256 135H254V137H256V139H258V140H260V134H258V132L260 131L259 130V126H257V123H256ZM68 128V127H67ZM33 129V128H32ZM86 129V128H85ZM246 129V128H245ZM252 129H254V126L252 127ZM249 131V130H248ZM250 131H251V129H250ZM249 131V132H250ZM248 133V132H247ZM247 133L245 132V135H247ZM260 133V132H259ZM244 135V134H243ZM211 136H214L213 134H211ZM248 136V135H247ZM197 137V136H196ZM244 138V137H243ZM143 141V140H142ZM141 141V142H142ZM135 142V141H134ZM142 143H144V142H142ZM141 143V144H142ZM138 144H140V143H137V145ZM256 145L257 144H255V147H256ZM241 146V145H240ZM209 146L207 145V148H208ZM222 147V146H221ZM229 147V146H228ZM253 147V146H252ZM113 148H114V146H113ZM192 148V147H191ZM201 148V147H200ZM200 148H198L199 149V151H200ZM217 148V147H216ZM224 148V147H223ZM251 148V147H250ZM201 149H203V148H201ZM229 149V148H228ZM258 149V147L256 148V150L254 149V147L251 149V151L253 152V153H255V151H256V153L257 154H253V155H250V154H252L251 153V151H249V149H248V152L250 153H248L249 155H248V157L249 158H251L252 160L254 159V157L256 158V155H257V158H261V159H254L253 161L252 160H249L248 158H246V159H248L250 162L252 161L253 163L255 162V160L257 161V160H262V156H264V152L261 154V152L264 150H262V149H260V147H259V149L261 150L260 152L257 150ZM125 150V149H124ZM203 150H205V148L203 149ZM213 150V149H212ZM215 150V149H214ZM213 150V151H214ZM224 150L225 149H223L222 150V152H224ZM198 150H197V152H199ZM212 151V154L214 153ZM229 151V150H228ZM234 151V150H233ZM236 151V150H235ZM246 151H247V149H246ZM101 152V151H100ZM104 152V151H103ZM160 152V151H159ZM191 152V151H190ZM216 152H217V150H216ZM216 152H215V154H216ZM227 152V151H226ZM106 153H108V151L107 152H105V155H106ZM228 153V152H227ZM227 153H225L224 154V156L225 155H227ZM230 153V155L228 154V156L226 157V160H228V159H230L231 160V158H235V155H233V156H231L232 155V153H236V152H229ZM258 153H259V155H258ZM81 154V153H80ZM101 154V153H100ZM200 154V153H199ZM212 154H211V156H212ZM237 155H236V157L239 159V153H236ZM260 154H261V156H260ZM46 155V154H45ZM98 155H99V153H98ZM104 155V156H105ZM155 155H156V153H155ZM159 155H160V153H159ZM158 155V156H159ZM165 155V154H164ZM100 156V155H99ZM157 156V155H156ZM157 156V157H158ZM163 156V155H162ZM161 155L159 156V160H158V163H156V164H158L157 166L159 167L160 165H159V163L161 164V162H159L161 159H160V157H162ZM200 156H201V154H200ZM221 156V155H220ZM245 156V155H244ZM250 156H254V157H250ZM260 156V157H259ZM56 157V156H55ZM107 157H109V155L107 156ZM174 157H176V156H174ZM213 157V156H212ZM223 157V154H222V156H221V158ZM224 157V158H225ZM231 157V158H230ZM111 158V157H110ZM164 158V157H163ZM162 158V159H163ZM178 158V157H177ZM176 158V159H177ZM237 158H235V159H237ZM245 158V157H244ZM264 158V157H263ZM114 159V158H113ZM113 159H112V161H113ZM158 159V158H157ZM184 159V158H183ZM194 159V158H193ZM235 159H232V162L235 160ZM237 159V160H238ZM166 160V159H165ZM164 160V161H165ZM201 160H203V159H201ZM205 160V159H204ZM222 160H223V158H222ZM94 161V160H93ZM93 161H91L93 164H94V162ZM112 161H109L108 159H107V164H108V167H104L103 169L105 170L104 172H107V174L109 175V177H108V179L107 180H105V179H102V178H100L99 177V170H100V172L102 171L101 169H99L100 168V166L99 167H97L98 165H96V166H93L94 167V169L91 167V166H89V168L91 167V169H93V170H91V174H88L89 176L90 175H92V178H94V179H96V190H95V193H90V194H92V196H90L89 197V199L85 196V194L83 195V193H84V189H82V190H79L81 193H79V194H77V193H74V194H77V195H75V196H77L75 199H76V201H77V203H76V205H74V208H72V211L73 212H75L74 214H72L71 213V210H70V213H71V215H69V212L67 211L66 212V209H65V207L68 205V199H69V196H68V194H69V192H68V194H66L67 192H66V190H65V187H62L61 188V190H58V191H60V192H58V193H63V195H60V196H63L61 199H63V202H62V205H61V202H60V205L62 206V208H60V209H55L54 207V211H53V214L54 215H58V214H61L62 215V217L64 216L65 218L64 219H66L68 216L70 217L71 216V218L74 216L75 217V214H76V216L78 217V218H81L84 222H85V225L83 226H81L82 228H79V227H76L75 225H76V223H74V225L73 226H71L70 228L71 229H73V231H74V236H76V237H79L80 239H84V240H86V241H88V240H93V241H95V242H100V243H106V244H108V242H107V235H108V233L111 231V230H114V231H118V237H117V240H125V237H126V235L127 234H131V233H133V231H134V229H132V228H130V231H128V232H126V230L125 229H123V228H121V225H123V224H121V218H122V215H121V217L119 218V220L117 219V218H115L114 217V219H117L118 220V222H120L119 224H117V222H116V225H115V228H113V226L112 227H110V229H107V228H104L105 230H103V231H101L100 230V227H99V225L97 224L96 226L95 225H92V226H90V223H88V220L90 219V220H93V221H95L96 223H99V222H101V221H105L104 223H106V224H108V223H110L111 222V219H112V214H110V215H108V216H105V210H107V209H109V212L111 213V212H121L122 213V211L124 212V214H125V211H127V210H131V209H128V208H126L127 207V203H126V201L127 200H123L124 198H125V196L127 195V196H129L130 194H133L134 195V192L133 193H130L129 194V192H128V189H127V187H126V191L124 190L123 192L124 193H128V194H124L123 195V197L124 198H122V200H121V203H119V201H120V199H121V197L119 198V200L117 199V193H119V191H121V190H123L122 188H124V185H128V184H126L128 181H131V180H136V181H134L135 182V184H137V185H140V188H141V185H142V188H144L143 187V185H147L148 184V182H149V180H148V182H147V184H144L143 182H141V179L139 178V175H137V176H135V172L133 171V169L131 168V166H130V168H128V169H126L125 171H124V169H120L121 168V166H120V168H114V167H116V165L112 168L111 167V165L112 164H114V162L112 163ZM115 161V160H114ZM176 161V160H175ZM180 162L182 161H184V160H179ZM199 161H200V159H199ZM209 161V160H208ZM229 161V160H228ZM227 161V162H228ZM81 162V161H80ZM90 162V163H91ZM117 162L118 161H116V164H117ZM173 162V161H172ZM180 162H176L175 164H178L179 166H182V164H179ZM226 162V163H227ZM238 162V161H237ZM236 161H235V168L233 169V168H229V172L232 174V175H230V176H232V177H230L231 179L233 178V175H235L234 173H236L237 172V169H238V163H237ZM250 162H249V164H250ZM79 163V162H78ZM77 163V164H78ZM203 163V162H202ZM202 163H201V165H199V166H202ZM205 163V162H204ZM203 163V164H204ZM245 163V162H244ZM247 163V162H246ZM245 163V164H246ZM259 163H261V162H259ZM81 165H83L82 164V162L80 163ZM103 164V163H102ZM105 164V163H104ZM103 164V165H104ZM184 164V163H183ZM200 164V163H199ZM206 164L207 163H205V165H204V167L206 166ZM210 164V163H209ZM230 164V163H229ZM234 164V163H233ZM79 165V164H78ZM77 165V166H78ZM80 165V166H81ZM90 165V164H89ZM92 165V164H91ZM165 165V164H164ZM177 165V166H178ZM185 165H186V163L184 164V168L183 169H185ZM211 165V164H210ZM259 165V164H258ZM262 165V164H261ZM59 166V165H58ZM79 166V167H80ZM117 166H118V164H117ZM155 166V165H154ZM186 166H188V164L186 165ZM190 166V165H189ZM188 166V167H189ZM191 166H193V165H191ZM191 166H190V168H191ZM66 166H64V168H65ZM101 167H103L102 165H101ZM110 167L112 168V169H110ZM158 167H155L156 169L158 168ZM197 167V166H196ZM204 167H199V169L201 168V170H200V172L201 173H199V174H201L200 175V181L201 180H203L204 179V183H205V185H209V177L210 178H212L211 176H210V173H212L211 172V170L212 169H215L216 171H217V169H216V167L214 166L213 168H212V166H206V169H204ZM246 167V168H245ZM245 170H246V173L247 172H249V169H250V166L248 165V163H247V165H245ZM81 168V167H80ZM97 168V169H96ZM154 168V167H153ZM193 168V167H192ZM212 168V169H211ZM225 169L226 168V165H225V167H222V169ZM261 168H262V166H261ZM96 169V170H95ZM118 170V172H120L121 174H120V176H122V175H125V176H127L130 180H126L125 182V184L124 185H121V190H119V191H117L116 192V190H114L115 189V186H116V183H117V179H115L114 177H113V172L115 171V170ZM161 169H162V171L164 172V176L163 177H165V179H167V178H169V177H175L176 178V180H179V181H182V182H179L181 185V188H179V189H181V190H184V194H183V201L182 202H184V200H187V197H188V195H189V193H194V194H197V193H202L203 194V190L200 188V190H199V187H202V185L201 186H199V187H197V185L196 186H194V184H193V186H192V182H190L189 180H191V178H193V176L195 175V174H197V173H194V172H192V171H190V170H187V169H185V170H187V174H186V176H184V175H182V174H177V175H174L173 173H175V172H172L171 170H169L166 166H161ZM178 169H179V171L177 172V173H180L181 171V169H180V167H178ZM189 169V168H188ZM197 169V168H196ZM220 169V168H219ZM218 169V172L219 171H222V170H219ZM223 169V173L222 174H224V175H226V173L225 172H227L226 170H224ZM230 169L232 170V171H230ZM258 169V168H257ZM65 170V169H64ZM63 170V171H64ZM90 170V169H89ZM154 171H155V169H153ZM191 170H194V169H191ZM214 170V171H215ZM244 170V169H243ZM69 171H70V169H69ZM82 171H83V169H82ZM86 171V170H85ZM97 171V172H96ZM158 171V170H157ZM213 171V172H214ZM260 171V167H259V170H257V172H259ZM262 171V170H261ZM14 172V171H13ZM16 172V171H15ZM64 172H67L68 173V169L66 170V171H64ZM185 171H183L182 170V172L181 173H184ZM77 173V172H76ZM155 173V172H154ZM154 173H153V171H152V173L150 172V174L149 175H151V176H154ZM240 173V172H239ZM241 173H244V171L243 172H241ZM244 174V176L245 175H247V174ZM250 173V172H249ZM248 173V176H246V177H248L247 178V183H248V185H249V188H248V190H250V189H252V192H253V196H251L250 198L252 199V200H258V198H259V196L260 197H262L263 195H264V190H262L263 191V195H262V193H261V195H258V192H257V190H259V189H262L261 187H255V186H261V184H254V182H253V179H251L250 178V176L252 177V174L253 175H255L254 173H256V172H251L250 174ZM51 174V173H50ZM83 174H85V172H83V173H81V175L80 176H82L83 177ZM227 174H228V176L227 177H223L222 175H221V172H220V177H219V181H217L218 180V178H217V182H219V183H221L222 184V181H225L226 182V184L227 185H230L229 184V181H227V180H229V179H227V178H229V173L227 172ZM117 175H118V173H117ZM216 175V174H215ZM41 176V175H40ZM63 176L66 178V179H68L69 180V176L67 175V174H63ZM62 176V177H63ZM68 177V178H67ZM162 177V178H163ZM236 177V176H235ZM81 178V177H80ZM79 177H78V179H80ZM142 178V177H141ZM194 178H196V177H194ZM221 178V179H220ZM227 179V180H224V179ZM245 178V177H244ZM34 179H35V187L37 188V189H39V191L40 192H42L40 195V198H41V202H39V204H40V206L42 207V205H43V208H44V206L45 207H47V208H49V207H51L50 205L51 204H53V203H51V199H45L44 197H42V196H44V194H43V192H44V187H46V186H44L43 187V189L40 187V186H42V184L39 186V182H38V179H39V174H37L36 175V177H34ZM59 179V178H58ZM64 179V178H63ZM84 181L86 180V179H84V177L82 178ZM100 179L102 180V181H100ZM127 179V178H126ZM184 179H188L187 181H184ZM198 179V178H197ZM235 180L237 179V178H234ZM234 179H233V181H234ZM16 180V179H15ZM71 180V179H70ZM74 180V179H73ZM91 180V179H90ZM147 180H145V183H146V181ZM151 180V179H150ZM162 180V179H161ZM163 180H164V178H163ZM162 180V181H163ZM142 181H143V179H142ZM184 181V182H183ZM189 181V184H185V183H187ZM194 181V180H193ZM215 181V182H216ZM243 181V180H242ZM58 182V181H57ZM65 183H66V180L64 181ZM64 182H62L63 184H65ZM73 182H75V181H73ZM87 182V181H86ZM94 181L92 180V181H90V182H87V183H89V185H90V183H93ZM150 182H152V181H150ZM149 182V183H150ZM225 182L222 184V186L220 185L218 188H219V191H220V189H221V187H222V191H224L223 192V194L221 195L220 194V202H221V204H222V206L224 207V206H228V205H230V208H228L227 207V209H231L234 205H236V207H234V210L236 211V213H237V215H238V219L239 220H241V221H243V223L245 224V226H246V228H248V229H250L251 230V228L254 226V225H257V224H260V226H261V217H260V215H259V213H254V209L253 208H249V207H247L246 205H244L243 204V207L242 208H237V204L239 203V199H238V196H239V194H240V192H241V189L239 188L238 189V184H237V180L235 181L236 182V184H237V186H235V182H233V183H231V187H232V185L234 186V188L232 187L231 189L230 188H228L227 186V188L228 189H230V190H228V191H226L225 192V189H223V188H226L224 185H226L225 184ZM231 182V181H230ZM58 183H60V182H58ZM132 183V182H131ZM131 183H129V184H131ZM153 183L154 182H152V183H150V184H152L153 185ZM162 184H161V186H160V188H159V190H160V192L161 191H164V190H166V192L168 193V191H169V189H168V191H167V188H170V187H165V183H164V181L163 182H161ZM177 183H178V181H177ZM179 183H178V185L177 186H179ZM245 183H246V181H245ZM79 184H81V182L79 183ZM78 184V186L79 187H77V188H80V186L82 185H79ZM118 184V183H117ZM191 184V185H190ZM215 184V183H214ZM213 184V191L216 189V186ZM88 184H86V186H87ZM88 185V186H89ZM100 185V186H99ZM104 185H107V188H108V191H107V194L105 195V192L103 191V188L105 187ZM173 185V184H172ZM219 185V184H218ZM17 186H20V185H15V187H17ZM65 186V185H64ZM73 186V185H72ZM76 186H77V184H76ZM76 186H75V190H76ZM130 186V185H129ZM131 186H133L132 184H131ZM148 186H150L149 184L147 185V187ZM167 186V185H166ZM183 186H184V188H183ZM185 186H187V187H185ZM224 186V187H223ZM12 187V186H11ZM10 187V188H11ZM15 187H12V189L14 188V190H12V191H15ZM23 187V186H22ZM30 187V186H29ZM32 187V186H31ZM52 187V186H51ZM94 187V186H93ZM173 187V186H172ZM171 187V188H172ZM241 188H242V186H240ZM23 188H25V187H23ZM22 188V189H23ZM84 188H86V187H84ZM131 188V187H130ZM175 188V187H174ZM173 188V189H174ZM202 188H204V186L202 187ZM217 188V189H218ZM226 188V189H227ZM2 189V188H1ZM20 189L21 190V192L22 191H24L25 189ZM47 189V188H46ZM59 189H60V187H59ZM70 189V188H69ZM87 189V191H88V187L86 188ZM125 189V188H124ZM145 189V188H144ZM172 189V190H173ZM17 190V189H16ZM35 190V189H34ZM78 190V189H77ZM129 190H131V189H129ZM186 190V191H185ZM32 191H33V189H32ZM47 191V190H46ZM78 191V192H79ZM83 191V192H82ZM175 191V190H174ZM173 191V192H174ZM25 192H26V196H25V198L22 196L23 194H25ZM51 192H53V191H51ZM57 192H55V196H57L56 194H57ZM132 192V191H131ZM251 192V191H250ZM261 192V191H260ZM8 193V192H7ZM23 193V192H22ZM21 193V195H20V197L22 196L24 199H26L27 201L23 204V206L25 205L26 207H25V209H29V211H32V207H31V205H30V203H28V201L30 202V200L29 199H27L26 197H28L27 196V193H29V192H27L26 190L24 191V193L22 194ZM54 193V192H53ZM61 193V194H62ZM85 193H87L86 191H85ZM180 193V192H179ZM220 193V192H219ZM39 194V193H38ZM50 195H49V198H52L53 196H54V194L52 195V193H49ZM70 194H71V191H70ZM146 194H147V196H146ZM201 194V195H202ZM29 195H30V193H29ZM48 195V194H47ZM72 195H73V192H72ZM71 195V196H72ZM169 195L171 196V194L169 193ZM168 195V196H169ZM205 195V194H204ZM202 196L201 197V199H202V201L203 202H205V205H206V213H211V212H213L214 211V207L215 206H213L212 205V202H211V198H210V202H208V200H209V198L208 199H206L207 197H205V196ZM242 195H243V193H242ZM3 196V192H1L0 191V198H2L1 200L3 201V203H2V206H4V205H6V204H9L10 205V203H12V205H11V207L13 208V206H14V208L16 209V210H19V206L18 205H16V203H13V201H14V195L12 196L11 194L10 195H8V196H6V197H2ZM39 196V195H38ZM74 196V195H73ZM126 196V197H127ZM161 196H162V194H161ZM165 197H166V195H164ZM16 197H18V196H16ZM19 197V198H20ZM133 197L134 196H132L131 195V199H133ZM145 199H150V200H152V202H154L155 204H156V209L158 210L156 213L159 215V210L160 209H162V208H164L165 209V206H163V204H162V200L161 199H163L162 197L159 199V198H156V190L154 189V187H148L147 189H146V193H145ZM149 197V198H148ZM176 197V196H175ZM198 197H200V195H198ZM227 197H231L232 198V200H231V198H230V200H229V202H228V200H227ZM39 198V197H38ZM140 198V197H139ZM142 198V197H141ZM140 198V199H141ZM173 198V197H172ZM172 198H171V201H173L172 200ZM42 199H45V200H43L42 201ZM54 199V198H53ZM125 199H127V198H125ZM138 199V198H137ZM139 199V200H140ZM142 199H144V198H142ZM201 199H199L200 201H201ZM16 200H18V199H16ZM21 200V199H20ZM72 200V199H71ZM135 200H136V198H135ZM150 200H147V202L148 201H150ZM182 200V199H181ZM262 200H264V196H263V198H262ZM261 200V198H260V200L259 201H257L258 202V204H260L259 202L260 201H262ZM25 201V200H24ZM23 201V202H24ZM132 201V200H131ZM134 201V200H133ZM142 201V200H141ZM175 201V200H174ZM198 201V199L196 200V202ZM202 201L200 202V203H202ZM218 201V200H217ZM235 203V204H232L233 202ZM18 202V201H17ZM87 202H89L90 204H91V206L90 207H88L87 206ZM151 202V201H150ZM196 202H194V203H196ZM26 203H27V205H26ZM139 202L136 200L135 201V205L136 204H138ZM145 203V202H144ZM176 203H177V201H176ZM189 203V202H188ZM191 203H193L192 201H191ZM146 204V203H145ZM174 204V203H173ZM171 205H172V203H171ZM177 205L179 206V202H178V204H176V206L175 207H177ZM181 205V204H180ZM190 204H188L187 206H189ZM193 205V204H192ZM22 206V205H21ZM193 206H195V205H193ZM193 206H190V207H188V210L191 212V214L193 215V218L192 219H194L195 221H198L200 218H201V216H203L204 217V215L206 214V213H202L201 214V212H199L197 209H196V207L195 208H193ZM56 207V206H55ZM135 207V206H134ZM143 207V206H142ZM175 207H173V208H175ZM127 210H126V209ZM168 208V207H167ZM167 208H166V210H167ZM171 208H172V206H171ZM177 208H179V207H177ZM177 208H175V209H177ZM225 209H226V207H224ZM10 209V208H9ZM45 209V208H44ZM105 209V210H104ZM141 209V208H140ZM163 209V210H164ZM220 209V208H219ZM233 209V208H232ZM3 210H5L4 208H3ZM125 210V211H124ZM143 210V209H142ZM145 210V209H144ZM143 210V211H144ZM147 210H148V208H147ZM149 210H152V209H149ZM148 210V211H149ZM173 210V209H172ZM204 210V209H203ZM208 210V211H207ZM43 211V210H42ZM155 211L156 210H154V212L153 211H151V214H156L155 213ZM204 211V212H205ZM220 211V210H219ZM227 211V210H226ZM150 212V211H149ZM149 212H147L146 211V213H149ZM161 212H162V210H161ZM224 212V211H223ZM29 213H31V212H29ZM140 213L142 214V215H144V213H142V211H140ZM208 213V214H209ZM39 214V212L36 214V215H38ZM109 214V213H108ZM130 213L129 212H126V214L124 215L125 217H126V215H127V217H128V215H129ZM139 214V213H138ZM207 214V215H208ZM27 215H29V214H27ZM40 215H41V213H40ZM45 215H47L46 213H45ZM116 215V214H115ZM160 215H161V213H160ZM26 216V215H25ZM33 216V215H32ZM39 216V215H38ZM28 217H31V214H30V216H28ZM27 217V218H28ZM46 217V216H45ZM54 216H52V217H50V218H53ZM138 217V216H137ZM155 217V216H154ZM166 217V216H165ZM207 217V216H206ZM19 218V217H18ZM50 218H48V220H47V222H44V223H42V225L43 226H45V224H47L46 226H45V228H50L49 226H50V223H49V220H50ZM70 218V219H71ZM77 218V219H78ZM133 218V217H132ZM139 218V217H138ZM169 218V217H168ZM167 218V219H168ZM177 217H175L174 219H176ZM1 219V218H0ZM74 219V218H73ZM77 219L75 218V221H77ZM123 219H125V218H122V220ZM34 220V219H33ZM37 220V219H36ZM79 220V219H78ZM81 220V221H82ZM140 220V219H139ZM201 220V219H200ZM8 222V221H7ZM6 222V223H7ZM38 222H40V220H38ZM124 222V221H123ZM140 222V221H139ZM165 222V221H164ZM168 222L169 223H172L173 222V217L172 216H170V219L168 220ZM26 223V222H25ZM89 224V226H88V224ZM138 223V222H137ZM4 224V223H3ZM31 224V223H30ZM34 224V223H33ZM100 224V223H99ZM21 225H25V226H23L22 228H19L18 226V228L16 227V229L15 230H13V232L14 233H17V234H20V233H22V234H24V233H26V235H28V234H30V233H28V230H29V228L27 227V223L26 224H21ZM52 225H53V223H52ZM136 225H138V224H136ZM74 226H75V228H74ZM78 226V225H77ZM169 226V225H168ZM166 227V226H165ZM44 228V227H43ZM51 229H52V226H51ZM51 229H50V231H51ZM56 229V228H55ZM60 230H61V234L60 235H66V234H68L69 233V229L67 228V226L63 223L61 226H60V228H59ZM8 230V228H7V226H0V233H6V231ZM38 230H39V228H38ZM41 230H42V228H41ZM40 230V231H41ZM203 230V227L201 226V225H198V229L196 230V231H202ZM215 230L216 229H212V236H214V237H216L217 235L216 234H219V233H216L215 234ZM235 230V229H234ZM233 230V231H234ZM30 231H32V230H30ZM35 231V230H34ZM46 231H47V234H48V231H49V229L48 230H46L45 229V233H46ZM50 231H49V233H50ZM36 232V231H35ZM41 232H43V231H41ZM40 232V233H41ZM34 233V232H33ZM36 233H38V232H36ZM44 233V232H43ZM43 234V236L44 235H46V234ZM42 234V233H41ZM6 235H7V233H6ZM39 234H37V236H38ZM59 235V236H60ZM13 236H14V234H13ZM33 236H35V235H32V237ZM36 236V237H37ZM18 237V236H17ZM39 237V236H38ZM37 237V238H38ZM58 237V236H57ZM23 238V237H22ZM25 238V237H24ZM37 238H32V239H34V241L35 240H37ZM40 238V237H39ZM247 237H244V238H242L243 240L244 239H246ZM258 238H260V237H258ZM134 239V238H133ZM136 239V238H135ZM31 240V239H30ZM29 240V241H30ZM148 240V239H147ZM215 240V239H214ZM213 240V241H214ZM217 240V239H216ZM257 240H259V239H257ZM33 241V240H32ZM33 241V242H34ZM46 241V243H48V244H56V242L58 241V239L56 238V239H54V240H52V241H49V237L48 238H46L43 242H45ZM131 241V240H130ZM253 241V240H252ZM251 241V242H252ZM260 241V240H259ZM18 242V241H17ZM32 242V244H30V247H32V245H36L35 243H36V241L33 243ZM66 242V241H65ZM84 242V241H83ZM246 242H247V244H248V241H244V244H246ZM213 244H214V242H212ZM233 243V242H232ZM231 243V244H232ZM253 243H256V242H254L253 241ZM120 244V243H119ZM130 244V243H129ZM94 245V244H93ZM217 245V244H216ZM256 244H254V248L253 247H251V248H253L254 250H255V252H257V253H259V255L261 256V250L260 249H257V246H255ZM5 246V244L3 245V246H1L0 247V255L2 254V253H4V252H8V254H12L11 252L13 251V250H16V248L15 249H11V250H9V249H6V247H4ZM142 246V245H141ZM220 247V245H217V248H219ZM29 247V246H28ZM34 247V246H33ZM58 247V246H57ZM65 247V246H64ZM63 247V248H64ZM213 248H214V246H213ZM233 248V247H232ZM58 249V248H57ZM56 249V250H57ZM215 249V248H214ZM18 250L19 249H17L15 252H16V256H18L17 254H19L20 253V251L18 252ZM14 252V251H13ZM129 252V251H128ZM84 253V252H83ZM250 255H251V253H249ZM20 255V254H19ZM86 255V254H85ZM203 255V254H202ZM214 255H215V251L214 252H212L211 253V255H208V257L210 258V257H214ZM249 255V256H250ZM15 256V255H14ZM15 256V257H16ZM229 257H231V256H229ZM229 257H226V258H224L223 260H225V259H228ZM19 258V257H18ZM260 258V257H259ZM2 259V258H1ZM11 259H13L14 260V258L12 257ZM206 259V258H205ZM204 259V260H205ZM213 259V258H212ZM3 260V259H2ZM1 260V261H2ZM13 260H11V261H13ZM18 260V259H17ZM248 260V259H247ZM10 261V262H11ZM15 261H16V259H15ZM251 261H253L252 259H251ZM260 261V260H259ZM244 262V261H243ZM255 263V262H254ZM11 264V263H10ZM201 264V263H200Z\"/></svg>",
    "mask_w": 264,
    "mask_h": 264
},
{
    "label": "snow or ice",
    "instance_id": "3",
    "mask_svg": "<svg viewBox=\"0 0 264 264\" xmlns=\"http://www.w3.org/2000/svg\"><path fill=\"white\" fill-rule=\"evenodd\" d=\"M24 7H37L35 5H9L0 4V24L3 27L4 41L9 42V37L14 36L18 28L12 27L13 21L16 24L19 23L16 17L15 10ZM59 7V6H57ZM97 8H106L110 6L97 5ZM172 7V6H170ZM222 8H233L241 9L239 15L240 22L255 23L256 19L253 15L252 10H258L259 21L261 24V40L260 47L264 49V0H261L259 5L256 4H242V5H221ZM177 52H172L167 56L166 60L159 65L158 71L160 72V77L157 79L154 75L148 74L142 79L137 80L136 84L145 91L158 92L160 88L167 87L170 90H175L176 81L181 78L184 69L176 63ZM5 59V76H4V115L6 127L11 124V120L8 119L9 116V106L15 110H25L29 113L28 117L21 123L25 128L36 127L41 122H44L43 104L49 100V89L52 85L49 82L47 85H40L38 82L34 81L32 77H26L23 73H19L16 69L19 67L18 63L13 64L11 61ZM255 63V61H253ZM191 71L199 73V70L193 66ZM249 72V80L245 81L242 78H238V73H232L227 77V84L222 89V103L223 106L229 111H236L240 113V119L243 123H251L255 125L258 122L260 133L261 148L264 149V55H262L260 60V71L258 75L262 78L259 87H253L251 80L254 78L251 70L246 69ZM186 74V73H185ZM199 78L204 79L205 74L199 73ZM213 83L209 77V86ZM142 95V93H141ZM134 96L125 97L122 94H115L111 99V107L113 108H123L125 111H130L135 108ZM257 105L259 106L257 108ZM60 107V106H58ZM64 112L62 113L65 124L68 130L73 136H76V130L72 128V122L77 117L75 109L70 105H63ZM95 115L104 118L105 112L110 114V111L106 105H101L97 110L93 108ZM257 111L259 112V118H257ZM193 115H196L193 113ZM86 135V133H85ZM29 156H22L21 159L15 164L17 169L21 171L18 173L19 178L22 180L25 174L23 169L32 168L35 169L36 165L42 160V157L38 155H31L36 152V149L29 148ZM7 162V154H6ZM262 171L261 176L264 177V158L261 160ZM15 182V180L13 181ZM262 190H264V180L261 182ZM243 189L238 196L239 203L237 208L243 207ZM259 215L261 217V228H260V243L259 247L261 250V264H264V200L260 203ZM215 239L210 233L206 231H182L181 234L176 238H170L165 244L162 241L157 240L153 237L151 243H145L143 248H138L137 244L140 241H133L130 245L132 249V255L135 257L138 252L142 253L139 258L125 259L122 261H101L98 264H191L188 259H182V255L185 250L196 249L201 252H205L211 255L215 251L211 247V242ZM5 246L6 249L13 247L9 243V238L5 236ZM119 243V241H118ZM248 245H251V237L248 238ZM128 246L127 237H125L124 243L120 244L123 249ZM114 247V245H112ZM244 244L237 243L236 246L231 250L232 255L225 260H216L212 258L205 259L201 264H244L240 259ZM21 256L28 255L27 250L21 251ZM149 255L151 258H149ZM0 264H10L9 261H0ZM11 264H65V262L60 260H48V261H38L36 259H20L17 261H12Z\"/></svg>",
    "mask_w": 264,
    "mask_h": 264
}]
</instances>
